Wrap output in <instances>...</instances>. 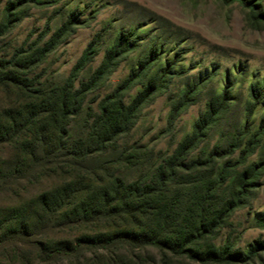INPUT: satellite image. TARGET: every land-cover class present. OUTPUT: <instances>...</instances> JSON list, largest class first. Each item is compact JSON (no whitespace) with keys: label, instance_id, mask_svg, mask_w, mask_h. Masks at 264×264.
Wrapping results in <instances>:
<instances>
[{"label":"rangeland","instance_id":"rangeland-1","mask_svg":"<svg viewBox=\"0 0 264 264\" xmlns=\"http://www.w3.org/2000/svg\"><path fill=\"white\" fill-rule=\"evenodd\" d=\"M246 1L264 14V0ZM249 3L0 0V61L9 68L16 55L26 56L34 48L46 50L41 60L19 71L27 82L35 81V88L63 85L83 51L93 44L90 59L75 76L74 88L87 91L80 111L66 125L72 142L85 136L99 102L130 75L132 64L138 59L144 62L131 85L116 96L126 103L142 98L129 128L114 144L83 155L81 164L93 170L114 169L127 181L138 177L149 181L153 170L164 169L165 160L180 145L193 141L161 201L169 204V226L178 228L188 218L200 219L205 213L202 207H209L216 225L204 236L195 232L183 251L147 243L136 250L141 261L134 263L125 246L123 264H264V21L250 16ZM119 32L127 41L102 72ZM166 60L168 71L160 79L154 77L156 64ZM252 85L263 88L253 107ZM4 106L0 94V108ZM3 121L0 118L7 139L0 141V220L15 214L17 206L49 181H61L34 180L36 165L28 153L16 152L8 143L10 130ZM250 141L249 151L240 158ZM197 159L199 163H191ZM224 163L223 178L215 177ZM95 230H87L93 243L75 245L67 256V251L47 249L50 241L66 236L55 225L40 222L25 233L17 226L0 229V264H74L81 254L89 256L88 249H113L114 243L96 240ZM42 240L43 245L35 243ZM210 249L217 252L216 260L203 259ZM225 250L229 253L222 258Z\"/></svg>","mask_w":264,"mask_h":264},{"label":"trees","instance_id":"trees-1","mask_svg":"<svg viewBox=\"0 0 264 264\" xmlns=\"http://www.w3.org/2000/svg\"><path fill=\"white\" fill-rule=\"evenodd\" d=\"M242 3L249 2L242 0ZM249 4L250 16L264 21V14L256 13L253 5ZM123 34L119 32L116 45L109 52L107 61L101 65L102 72L107 71L109 63L120 53L118 48L127 41ZM92 45L90 43L83 51L63 85H53L45 90L35 88V81L27 82V77H21L22 73L19 72L41 60L45 56V49L34 48L26 56H14L9 68L0 61V94L6 103V106L0 108V118L4 119L3 124L10 130L8 143L14 146L16 152L19 149L20 153H28L36 165L35 173H32L34 180H50L53 177L61 179L49 181L48 186L42 187L30 200L17 206L15 214L4 216L0 220V229L17 226L18 231L25 233L40 222L55 225L65 230L62 234L66 236L58 241H50L48 245L52 246L47 249L67 251V256L75 245L93 243L87 230L97 229L96 240L101 244L104 240L106 243H114L113 249L106 246H101L100 250L88 249L89 256L81 254L75 258L74 264H123L127 260V256L121 254L125 246L130 251V257L127 258L138 262L141 261V255L136 250L147 243L183 251L186 243L193 242L195 232L204 236L207 229L212 231L216 225L210 217L209 207L201 208L202 202L197 204L205 212L200 215V219L188 218L178 228L169 226V204L161 201L168 181L176 175V168L183 165L180 161L183 153L192 148V140L180 145L174 155L165 160L164 169L153 170L149 181L143 177L127 181L116 174L114 169L93 170L80 163L83 155L114 144L119 134L129 128L142 98L126 103L122 99L116 100V96L120 90L131 85L137 75L135 71H140L144 65L142 60L133 63L130 75L99 102L98 113L90 122L85 136L73 142L67 138L66 125L80 111L83 95L87 91V88H74L75 76L90 59ZM150 54H153V49ZM167 71V60L163 64L159 62L153 76L162 77ZM251 87L253 107L259 103L263 88ZM6 136L0 125V141L7 139ZM251 145L252 141L241 151L240 158L249 151ZM191 163H199V160ZM226 166L227 163L222 164L214 176L223 178L222 171ZM243 185L244 180L241 181V187ZM72 235L76 236L70 239ZM185 238L188 240H182ZM35 243L43 245V240ZM216 253L210 249L203 259L216 260ZM228 253L227 250L222 251V258ZM58 263L61 264V261Z\"/></svg>","mask_w":264,"mask_h":264}]
</instances>
